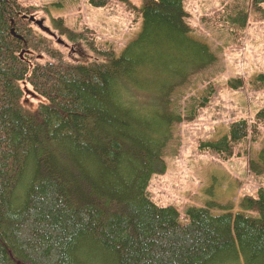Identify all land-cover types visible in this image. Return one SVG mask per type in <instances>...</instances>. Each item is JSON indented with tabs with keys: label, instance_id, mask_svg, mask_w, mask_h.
I'll return each mask as SVG.
<instances>
[{
	"label": "trees",
	"instance_id": "1",
	"mask_svg": "<svg viewBox=\"0 0 264 264\" xmlns=\"http://www.w3.org/2000/svg\"><path fill=\"white\" fill-rule=\"evenodd\" d=\"M222 1L216 23L236 30L252 16L264 22V0ZM23 10L0 0V264H264L263 189L244 198L235 215L214 216L212 209H227L216 204L191 208L185 225L174 207L147 193L151 177L166 171L175 128L193 122L214 93L204 74L216 54L187 24L183 0H143L141 31L118 56L100 50L92 31L54 17L55 28L88 35L94 59L83 65L44 50L49 40ZM22 50L45 63L24 56L28 64ZM253 82L264 86V74ZM28 95L38 99L33 108ZM263 123L264 107L253 125L232 123L225 137L202 146L231 157ZM261 144L249 163L256 175L264 171Z\"/></svg>",
	"mask_w": 264,
	"mask_h": 264
},
{
	"label": "rangeland",
	"instance_id": "2",
	"mask_svg": "<svg viewBox=\"0 0 264 264\" xmlns=\"http://www.w3.org/2000/svg\"><path fill=\"white\" fill-rule=\"evenodd\" d=\"M57 1L14 0L20 11L31 7L22 11L28 19L26 22L36 34L49 40L50 45L42 40L44 50L51 53L59 51L65 62L76 65L91 62L94 59L89 48L91 41L86 34L55 28L51 25L54 17L62 18L69 28L92 31L100 50H104L103 45L117 56L141 31V20L136 11L143 0H112L103 8L89 5L91 0H71L59 12L51 9ZM222 4V0H183L187 24L196 37L216 54L217 63L206 72L207 75L204 74L209 78L205 86L211 87L214 93L193 122L175 128L173 141L164 150L166 171L152 176L147 189L154 203L172 206L178 211L181 225L189 223L187 211L191 208L216 204L227 209H212L214 216L235 215L240 212L244 198L253 197L259 189L264 190V171L256 175L249 168L264 142V123L258 127L256 139L247 137L237 144L231 157L205 151L202 146L225 137L232 123L246 120L248 125H253L256 113L264 107V86L253 82L256 76L264 74V22L252 16L249 25L243 29L234 26L236 30H232L220 25L214 17L222 11ZM45 8L50 14L41 12ZM240 8L236 6V9ZM30 18L34 20L31 22ZM35 21L48 33L34 24ZM67 35L77 38V41L71 43L61 37ZM38 45H41L39 38ZM24 56L35 60V63L46 61V57L39 53L37 56L29 52L20 53L28 64L30 61ZM234 80H239L241 86L230 87L229 82ZM37 101L30 95L24 99L29 108L35 107Z\"/></svg>",
	"mask_w": 264,
	"mask_h": 264
},
{
	"label": "water",
	"instance_id": "3",
	"mask_svg": "<svg viewBox=\"0 0 264 264\" xmlns=\"http://www.w3.org/2000/svg\"><path fill=\"white\" fill-rule=\"evenodd\" d=\"M32 20H34V18H30V19H29V21H31V22H32ZM34 24H36L37 26H39V28H41V30H43L44 32L48 33V32L46 31V29H44V28L41 27L40 23H37V21H35ZM13 32H14V30H11V33H13ZM50 35H51V34H50ZM51 36H52V35H51ZM52 37H53V36H52ZM22 54H23V53H22Z\"/></svg>",
	"mask_w": 264,
	"mask_h": 264
},
{
	"label": "bare ground",
	"instance_id": "4",
	"mask_svg": "<svg viewBox=\"0 0 264 264\" xmlns=\"http://www.w3.org/2000/svg\"><path fill=\"white\" fill-rule=\"evenodd\" d=\"M11 35H12L13 38L20 39L18 36L15 35V32L11 33ZM25 52H26L25 50H22L20 53H25ZM19 58L22 59L20 57V54H19Z\"/></svg>",
	"mask_w": 264,
	"mask_h": 264
}]
</instances>
